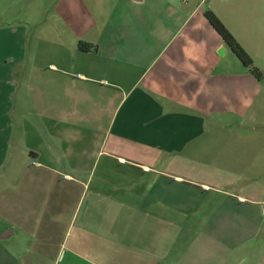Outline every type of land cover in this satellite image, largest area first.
I'll return each instance as SVG.
<instances>
[{"label": "crops", "instance_id": "1", "mask_svg": "<svg viewBox=\"0 0 264 264\" xmlns=\"http://www.w3.org/2000/svg\"><path fill=\"white\" fill-rule=\"evenodd\" d=\"M27 2L0 0V13L35 6ZM207 2L117 0L111 10L105 0H55L61 21L41 27L44 38L63 37L59 62L46 74L27 70L41 91L21 95L16 64L36 60L24 52L27 27L0 23V173L22 175L17 186L0 175V264H164L180 231L163 196L174 199L180 185L215 198L206 226L183 232L177 264H264V133L255 130L264 87L227 59L205 18L216 13L256 60L264 4ZM81 42L97 50L84 53ZM245 122L241 134L234 125ZM164 217L175 230L163 231Z\"/></svg>", "mask_w": 264, "mask_h": 264}, {"label": "rangeland", "instance_id": "2", "mask_svg": "<svg viewBox=\"0 0 264 264\" xmlns=\"http://www.w3.org/2000/svg\"><path fill=\"white\" fill-rule=\"evenodd\" d=\"M32 1H34L33 4H35V6L31 7V9L29 8L21 9L19 6H17L13 9V11L0 13L1 24L10 25V26L23 25L27 27L28 40L25 43L24 52L28 56L31 55L36 59L34 62L26 60L24 62H20L16 64L15 68L18 70L17 76L18 79L21 81V86H22L21 89L19 90L18 93L19 95L22 94L21 91L23 90V86L24 89L26 90V87H28V85L34 87L36 91H38V88L39 91H41V84L39 83V79L41 77L28 78L26 71L34 69V70H39V73L41 75L46 74L45 70L48 68L49 63L59 62L58 60L55 61L52 55H56L59 52V49L62 46V41L64 40L63 37H61L62 39L59 38L57 34H54L48 38L43 37V30L41 27L43 23L46 22L55 23L61 21V17L59 16L57 10L54 9L55 5L53 4V2L55 0H32ZM116 1L117 0H105L104 6H109V9L112 10L114 7L113 5L114 3H116ZM125 1H128L130 4H133L134 2V0H125ZM210 1L213 0H208V2ZM260 1H262L261 4H264V0H260ZM27 3L30 4L29 0ZM46 4L47 5L51 4V5L50 7H46ZM178 4L181 5L182 3L178 1ZM40 9L42 10L40 11ZM93 10L96 15H99V20H101L103 14L101 12L98 13L97 11H95L94 7ZM259 20L261 21L264 20L263 14L259 16ZM261 33L262 35H264V30ZM46 39H49V42L46 45H44L42 41ZM47 50H49L50 53ZM252 51L255 53L254 54L255 55L254 57L256 59L254 60L255 66L261 71L263 75V79L260 82H262V85L264 87V38L254 46V50ZM227 59L238 60L237 57L231 51L230 53H228ZM7 62L11 63V61H7ZM263 98H264V94H263ZM48 101L50 103L58 104V92L56 91L53 94L50 93ZM234 127H236L239 133L244 134L246 131H248L249 127H252V125L248 122H245L242 127L237 128L236 125H234ZM255 130L257 131L258 134L264 133V128L262 127ZM16 150H17V146H13V145L10 147V150L8 149V151L10 152L12 151L15 152ZM21 151L23 152L22 145L19 146L18 149V157H19L17 159L18 168L22 166V164L25 161L24 159L25 155L21 153ZM28 158L29 157H27V159ZM0 175H4L3 180L5 185H7L9 182H14V185L17 186L19 184L18 180L22 179V175L20 176V174H8V168H4L3 171L0 173ZM259 176L261 177L260 179H264V174H259ZM198 178L203 181L201 176L200 177L198 176ZM0 184H1V180H0ZM173 195H174L173 197L174 199H169L171 196L168 194H165V196H163V199L165 203H167L165 205H167L169 208L170 206H174V208L175 207L178 208L177 212L171 214L173 215L171 217L172 218L176 217L174 221L177 227L175 228L179 229L178 231H180V236L178 237L177 243L171 248V250H167L168 247H170L169 245H167L166 247L164 245L163 251L165 252V250H167V252L171 253L170 256H172L166 262H164V264H177L178 258L181 260L180 255L184 253V251H186V248L188 247L189 244L188 241L190 240L189 237H183V232L187 230L197 231L206 226V199L209 198L210 200H213L215 198L213 197V195H211V193L209 194V196H207L206 189L205 190L201 189L200 185L198 186V188L196 187L195 189H193L188 185H180L177 190L173 189ZM43 197L44 194L41 192L39 198H43ZM8 198H11L10 194ZM90 198H91V191L88 190V193L84 195V199H83L84 203L82 205L83 207L81 212H83L84 209L87 206H89ZM76 199L77 198H73L69 196L67 200V203H69V205L73 207V210L75 209L73 202H76ZM167 206H164L163 211H165V207ZM166 218L167 217H164V221L162 222V226H161L163 231H166L167 229L175 230L174 228H170L171 220L170 222L169 221L167 222ZM132 223L133 221H131V224ZM147 227L154 228L153 222L151 220L149 221V219L147 222ZM145 239H147L148 241L149 240L153 241L152 240L153 237H150L149 235ZM165 240L166 238H164L163 241ZM3 244L4 246H10V245L12 246V243H3Z\"/></svg>", "mask_w": 264, "mask_h": 264}, {"label": "trees", "instance_id": "3", "mask_svg": "<svg viewBox=\"0 0 264 264\" xmlns=\"http://www.w3.org/2000/svg\"><path fill=\"white\" fill-rule=\"evenodd\" d=\"M205 18L222 38L230 51L237 57L242 65L248 69L249 73L258 81H261L263 79V75L261 71L255 66L254 60L236 40L232 33L226 28L219 17L213 11L208 10L205 12ZM79 49L84 53L94 52L97 50L96 47L84 42L79 44Z\"/></svg>", "mask_w": 264, "mask_h": 264}, {"label": "water", "instance_id": "4", "mask_svg": "<svg viewBox=\"0 0 264 264\" xmlns=\"http://www.w3.org/2000/svg\"><path fill=\"white\" fill-rule=\"evenodd\" d=\"M224 52V51H223Z\"/></svg>", "mask_w": 264, "mask_h": 264}]
</instances>
